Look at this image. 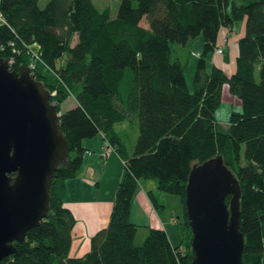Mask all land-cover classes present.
<instances>
[{"label":"trees","instance_id":"16d2710c","mask_svg":"<svg viewBox=\"0 0 264 264\" xmlns=\"http://www.w3.org/2000/svg\"><path fill=\"white\" fill-rule=\"evenodd\" d=\"M0 15V56H13L10 67L26 64L27 45L38 44L43 60L31 74L48 88L68 141L66 162L51 174L46 215L12 239L15 249L0 264H189L188 171L217 153L240 186L243 263L264 264V0H118L115 14L93 0H0ZM241 21L234 70L207 65L219 26ZM197 33L202 47L189 88L183 69ZM225 80L241 109L230 108L223 121L214 108ZM68 95L75 102L60 109ZM97 131L121 155L130 153L107 223L91 233L86 250L71 254L75 218L64 203L66 179L82 166V138ZM148 176L182 200L176 244L162 226L129 217L134 192Z\"/></svg>","mask_w":264,"mask_h":264},{"label":"water","instance_id":"95a60500","mask_svg":"<svg viewBox=\"0 0 264 264\" xmlns=\"http://www.w3.org/2000/svg\"><path fill=\"white\" fill-rule=\"evenodd\" d=\"M59 113L27 64L10 67L0 56V258L47 213L51 174L68 152ZM239 194L220 153L192 162L184 198L192 230L189 264H244Z\"/></svg>","mask_w":264,"mask_h":264},{"label":"crops","instance_id":"0c3cea01","mask_svg":"<svg viewBox=\"0 0 264 264\" xmlns=\"http://www.w3.org/2000/svg\"><path fill=\"white\" fill-rule=\"evenodd\" d=\"M243 29L242 21L237 25L233 24L231 28L226 25H220L218 28L216 43L221 44L223 50L216 52L213 49L210 57L211 62L221 66L226 72H231L235 68L236 40ZM201 47L202 41L196 48V54ZM230 52L232 59L228 63ZM74 102L73 99L71 104ZM82 144L84 145L82 166L75 175L66 179L67 191L64 197V203L70 207L75 218L71 228L69 247L71 254H79L86 250L89 247L91 233L107 223L114 189L123 171L122 159L124 155L130 153V148H128L121 155L113 145L106 141L101 131L84 136ZM148 189L153 191L157 202L150 199ZM164 199L165 195L162 190L156 188L155 178L141 179L130 204L129 217L136 222L145 223L146 221L136 220L133 215L135 211L141 213L142 216L147 213L148 222L146 223L162 226L170 242L176 244L179 230L178 228L173 230L175 222L171 221L169 209L163 205L165 204ZM158 202H161L163 207L157 206ZM173 209L176 210L175 207L171 208L172 211Z\"/></svg>","mask_w":264,"mask_h":264},{"label":"rangeland","instance_id":"374dc122","mask_svg":"<svg viewBox=\"0 0 264 264\" xmlns=\"http://www.w3.org/2000/svg\"><path fill=\"white\" fill-rule=\"evenodd\" d=\"M46 0H38L39 5H43ZM93 2L98 6L102 7L105 4H109L110 10L112 14H115L116 12V7L118 0H93ZM202 41L201 33H197L191 42V53L188 62L185 64L183 72L184 76L187 82V85L189 88L192 87V74H193V69H194V62L195 58L197 56L196 54V48ZM221 45V44H220ZM201 49V48H200ZM216 52H220L215 50ZM212 54V50L207 52L206 58H207V64L210 65L211 63V57L210 55ZM65 56V53H64ZM230 59L228 63H230L232 59V54L231 52L229 53ZM228 66V64H227ZM230 70V69H228ZM73 97L71 95H68L65 97L63 100L60 101L59 107L60 109L66 108L67 106L71 105V102H73ZM230 108H235V109H241V103H240V98L237 93L232 92L229 90L227 81H223L222 86H221V95H220V100L218 104L214 108V113L215 116H217L220 120L226 121L228 117V113ZM129 137V135H128ZM127 137V138H128ZM128 142V141H127ZM123 161V160H122ZM152 176L145 177V179H150ZM154 178V177H152ZM165 195V204L164 207L169 209V214H171V221L175 222L173 225V230L177 229L179 230V235L177 237V242L180 241L182 237V216H183V205H182V200L177 192H172V191H162ZM162 200V199H161ZM161 202H158L157 206L163 207ZM172 207H175L173 211L171 210ZM133 218L136 220H141L148 222V215L147 213H144L143 216L141 213H138V211L134 212ZM175 220V221H174ZM145 222V223H146ZM144 223V222H143ZM140 229L137 234V238L141 236L142 233H140Z\"/></svg>","mask_w":264,"mask_h":264},{"label":"built area","instance_id":"2783aa9c","mask_svg":"<svg viewBox=\"0 0 264 264\" xmlns=\"http://www.w3.org/2000/svg\"><path fill=\"white\" fill-rule=\"evenodd\" d=\"M0 18H2L1 15H0ZM10 42L12 43V41H10ZM26 50L28 52V60H27L26 64L28 65V69L31 72L34 69L36 62L38 60L42 61L43 59L40 56V52L38 50V44L37 43L33 42V43L27 45ZM214 50L222 52V45L217 44L214 47ZM6 57H7L8 65H9L13 61V56H6Z\"/></svg>","mask_w":264,"mask_h":264}]
</instances>
